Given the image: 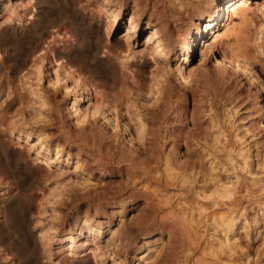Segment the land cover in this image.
<instances>
[{
    "label": "rangeland",
    "instance_id": "rangeland-1",
    "mask_svg": "<svg viewBox=\"0 0 264 264\" xmlns=\"http://www.w3.org/2000/svg\"><path fill=\"white\" fill-rule=\"evenodd\" d=\"M233 1L214 34L211 0H0V264H264V0Z\"/></svg>",
    "mask_w": 264,
    "mask_h": 264
},
{
    "label": "bare ground",
    "instance_id": "bare-ground-1",
    "mask_svg": "<svg viewBox=\"0 0 264 264\" xmlns=\"http://www.w3.org/2000/svg\"><path fill=\"white\" fill-rule=\"evenodd\" d=\"M211 5L214 7V13L212 14V16L210 17V18H208V20L203 24V32H211V33H214L215 34V30H214V26H215V24H216V22H217V20H218V18H219V16H220V14L218 13V9H217V6H216V0H211ZM237 8H243V6L242 7H240V6H236V3L233 1V0H227V3L224 5V13H225V15L226 16H228V15H230L231 13H233V12H235L236 11V9ZM244 10H247V8L245 7V8H243ZM181 10V9H180ZM186 10V9H185ZM115 11V12H114ZM169 12V11H168ZM183 12V11H182ZM121 13H122V8L121 7H116V8H113V12H111L110 13V15H111V18L108 20V21H110V25H108L109 27V30H110V28L112 27V26H114L115 25V22L114 21H116V20H119L120 19V16H121ZM134 13V12H133ZM185 13V12H184ZM135 14V13H134ZM165 14V13H164ZM171 14H172V16H171ZM171 14H170V17L172 18V17H174V18H176L177 19V21H178V14L180 15L181 14V11H179L178 12V7L175 9V10H173L172 12H171ZM161 15V14H160ZM159 15V16H160ZM182 15H183V13H182ZM168 16H169V14H168ZM184 16V15H183ZM161 17V16H160ZM164 17V16H163ZM181 17V16H180ZM167 20V19H166ZM128 24L126 25V29H129L130 27H135V28H137L138 27V21H136L134 18H129L128 20ZM165 21V20H164ZM168 24V23H167ZM165 26H167V25H165ZM166 28V27H165ZM134 30V29H133ZM203 32H201V33H199L198 34V36L195 38V40H197L198 41V45L200 46V45H202L203 44ZM150 36H155V38H157V43H156V48L157 49H165V48H167L169 45H171V44H166V42H165V40H167V39H165V40H163L164 38H162L163 37V33L161 32V30H159V29H156L155 28V26H151V27H148L147 28V36L146 37H150ZM187 46H186V54H185V57H184V61H186V60H188V56H189V54H190V52H192V49H193V47H194V44H193V42H191V41H187V44H186ZM197 44H195V46H196ZM170 47V46H169ZM171 49V48H170ZM169 49V50H170ZM159 50H156L157 52L159 51ZM172 50V49H171ZM34 51V50H33ZM36 51V50H35ZM220 61H221V63H226V62H230V64L231 65H236L235 63H233V62H231L230 60H226L225 59V55L223 54V53H221V57H220V59H219ZM183 142H184V144L187 146H189L190 147V145L188 144V140H187V138L186 137H184L183 138ZM191 144V143H190ZM191 150V149H190ZM195 152V151H194ZM198 153V152H197ZM200 154V153H199ZM140 156H141V154H140ZM197 156V158H198V156L199 155H196ZM203 156H205V155H203ZM200 157H201V155L199 156V158L197 159V163L199 164V162H198V160L200 159ZM138 158V159H137ZM137 158H135V160H133V158H131L132 160H127L126 161V163L128 164V166H127V171H128V173H131V175H132V180H131V182H133V183H136L140 178L142 179V177H145L146 176V174H147V166L145 165V162L146 161H144L143 160V158H141V157H139V155H138V157ZM203 158V157H202ZM194 159V158H193ZM146 160V159H145ZM187 161V160H186ZM185 161V162H186ZM188 161H190V160H188ZM187 161V162H188ZM196 161V160H195ZM201 161V160H200ZM180 162H181V160H180ZM180 162H178V163H180ZM196 163V162H195ZM186 164V163H185ZM189 164H191V163H189ZM188 164V165H189ZM192 164H194L193 163V160H192ZM200 164H202L201 162H200ZM151 165V164H150ZM179 167L180 166H182V164H180V165H178ZM191 167V166H190ZM150 175V174H149ZM147 177V176H146ZM145 179V178H144ZM142 181V180H141ZM141 181H140V183H141ZM130 182V183H131ZM144 182V181H143ZM143 185V184H142ZM157 204V203H156ZM152 205H153V203H152ZM160 205V204H159ZM156 206V205H155ZM154 207V206H153ZM174 218H176V216L174 217ZM178 219V218H177ZM173 229V228H172ZM174 230V229H173ZM173 252V251H172ZM172 254V253H171ZM173 255H171V257H172ZM188 256V255H187ZM190 256V255H189ZM186 257V256H185ZM186 261V260H185ZM204 263V262H203Z\"/></svg>",
    "mask_w": 264,
    "mask_h": 264
}]
</instances>
